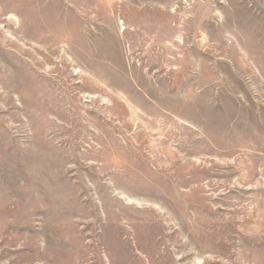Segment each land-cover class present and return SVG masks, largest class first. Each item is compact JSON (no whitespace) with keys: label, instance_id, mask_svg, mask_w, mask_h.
<instances>
[{"label":"rangeland","instance_id":"rangeland-1","mask_svg":"<svg viewBox=\"0 0 264 264\" xmlns=\"http://www.w3.org/2000/svg\"><path fill=\"white\" fill-rule=\"evenodd\" d=\"M0 264H264V0H0Z\"/></svg>","mask_w":264,"mask_h":264}]
</instances>
